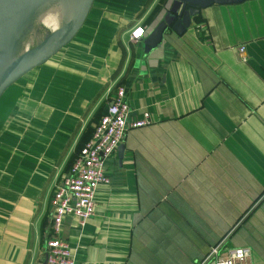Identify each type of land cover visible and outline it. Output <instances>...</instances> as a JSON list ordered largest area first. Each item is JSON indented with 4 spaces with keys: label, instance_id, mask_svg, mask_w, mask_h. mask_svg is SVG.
<instances>
[{
    "label": "crops",
    "instance_id": "obj_1",
    "mask_svg": "<svg viewBox=\"0 0 264 264\" xmlns=\"http://www.w3.org/2000/svg\"><path fill=\"white\" fill-rule=\"evenodd\" d=\"M171 2L93 0L1 93L0 264L42 263L51 195L118 86L150 121L126 129L85 223L64 217L75 264H216L237 247L264 264V0L201 7L144 51Z\"/></svg>",
    "mask_w": 264,
    "mask_h": 264
},
{
    "label": "built area",
    "instance_id": "obj_2",
    "mask_svg": "<svg viewBox=\"0 0 264 264\" xmlns=\"http://www.w3.org/2000/svg\"><path fill=\"white\" fill-rule=\"evenodd\" d=\"M143 33V26L137 25L130 31V36L136 39ZM237 49L244 58L245 45L239 44ZM149 121L147 111L138 117H130L125 90L118 86L92 135L80 146L70 162L68 172L51 195V231L45 241V254L41 264H75V254L68 241L60 235L64 217L74 215L79 224H83L93 214L97 186L99 183L109 182L107 161L112 159L126 129L145 125ZM215 251L216 248H213L212 252ZM247 251L243 247L234 248L225 258L217 259L215 263L246 264L242 259Z\"/></svg>",
    "mask_w": 264,
    "mask_h": 264
},
{
    "label": "water",
    "instance_id": "obj_3",
    "mask_svg": "<svg viewBox=\"0 0 264 264\" xmlns=\"http://www.w3.org/2000/svg\"><path fill=\"white\" fill-rule=\"evenodd\" d=\"M242 0H172L161 19L143 37L144 51L155 47L166 27L181 33L192 22V17L201 7L211 3H229ZM37 0H0V48L12 33L16 23L28 12ZM93 0H78V3L63 25L50 31L30 47L22 50L0 67V95L3 90L23 74L36 68L61 48L66 46L83 25ZM144 34V33H143Z\"/></svg>",
    "mask_w": 264,
    "mask_h": 264
},
{
    "label": "bare ground",
    "instance_id": "obj_4",
    "mask_svg": "<svg viewBox=\"0 0 264 264\" xmlns=\"http://www.w3.org/2000/svg\"><path fill=\"white\" fill-rule=\"evenodd\" d=\"M78 0H37L0 48V67L65 23Z\"/></svg>",
    "mask_w": 264,
    "mask_h": 264
}]
</instances>
